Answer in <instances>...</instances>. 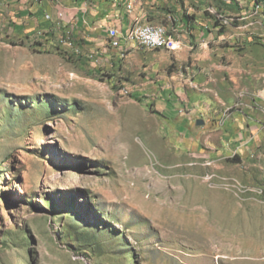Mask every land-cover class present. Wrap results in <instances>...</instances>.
<instances>
[{
	"label": "rangeland",
	"instance_id": "1",
	"mask_svg": "<svg viewBox=\"0 0 264 264\" xmlns=\"http://www.w3.org/2000/svg\"><path fill=\"white\" fill-rule=\"evenodd\" d=\"M232 16L99 69L0 20V264H264V13Z\"/></svg>",
	"mask_w": 264,
	"mask_h": 264
},
{
	"label": "crops",
	"instance_id": "2",
	"mask_svg": "<svg viewBox=\"0 0 264 264\" xmlns=\"http://www.w3.org/2000/svg\"><path fill=\"white\" fill-rule=\"evenodd\" d=\"M207 10L214 15H207ZM0 11V20L16 34L28 39L46 37L67 53L83 49L95 56L90 63L97 69L123 60L121 52L110 47L112 28L124 38L136 26L153 24L164 26L178 40L185 35L201 40L222 28L216 12L242 18L251 12L238 10L232 0H0ZM47 15L52 20H46ZM123 45L125 52L140 49L133 42L123 40Z\"/></svg>",
	"mask_w": 264,
	"mask_h": 264
},
{
	"label": "bare ground",
	"instance_id": "3",
	"mask_svg": "<svg viewBox=\"0 0 264 264\" xmlns=\"http://www.w3.org/2000/svg\"><path fill=\"white\" fill-rule=\"evenodd\" d=\"M259 11L250 12L244 18H240L239 20H249L248 24L250 26L253 25H260L262 22L260 18H262V13L264 11L262 5L260 4ZM264 17V16H263ZM216 21L222 26H231L234 22L237 21V18L232 15H226L224 13H216ZM135 37L136 39H143L145 35L152 29L157 28L160 29V35L166 36L170 40L165 39H157L155 42H148L146 44V50H159V49H166L168 51H176L180 49V42L176 40L173 36L169 35L168 30L164 26L160 25H153V24H146V25H139L135 27ZM138 47L142 50H145V44H137ZM112 48L117 51L119 50V44H112ZM126 51V50H125ZM125 51H121V57L125 58L127 53ZM93 58V55H90V59Z\"/></svg>",
	"mask_w": 264,
	"mask_h": 264
},
{
	"label": "built area",
	"instance_id": "4",
	"mask_svg": "<svg viewBox=\"0 0 264 264\" xmlns=\"http://www.w3.org/2000/svg\"><path fill=\"white\" fill-rule=\"evenodd\" d=\"M233 2L238 4V10H246V11H251V12H255V11H259L260 9V1L258 0H232ZM246 3H250L251 7L250 8H246L245 4ZM63 17V14H60V18ZM46 20L50 21L52 20V17L50 15L46 16ZM135 30L136 28H133L131 30V32L126 35L124 38L121 37V35L119 34V32L116 29H110L108 31V37H109V44L110 47L112 48V44H119V51H125V46L123 45V40L126 41L127 43H136V44H145V50H146V44L148 42H155L157 39H165V40H170L168 39L166 36H161L160 35V29L157 28H152L143 39H136L135 37ZM67 41H69V39H66ZM95 56L93 55L94 59Z\"/></svg>",
	"mask_w": 264,
	"mask_h": 264
},
{
	"label": "water",
	"instance_id": "5",
	"mask_svg": "<svg viewBox=\"0 0 264 264\" xmlns=\"http://www.w3.org/2000/svg\"><path fill=\"white\" fill-rule=\"evenodd\" d=\"M197 124H198L199 126L204 125V121H203V120H199V121L197 122Z\"/></svg>",
	"mask_w": 264,
	"mask_h": 264
},
{
	"label": "trees",
	"instance_id": "6",
	"mask_svg": "<svg viewBox=\"0 0 264 264\" xmlns=\"http://www.w3.org/2000/svg\"><path fill=\"white\" fill-rule=\"evenodd\" d=\"M258 1H260V4L262 5V7H263V9H264V0H258ZM262 2V3H261ZM263 13H264V11H263Z\"/></svg>",
	"mask_w": 264,
	"mask_h": 264
}]
</instances>
